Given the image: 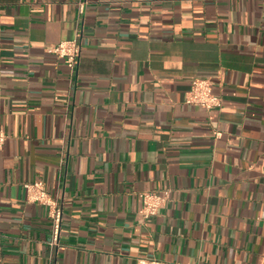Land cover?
Returning <instances> with one entry per match:
<instances>
[{
    "label": "crops",
    "instance_id": "obj_1",
    "mask_svg": "<svg viewBox=\"0 0 264 264\" xmlns=\"http://www.w3.org/2000/svg\"><path fill=\"white\" fill-rule=\"evenodd\" d=\"M0 129V264H264V0H0Z\"/></svg>",
    "mask_w": 264,
    "mask_h": 264
},
{
    "label": "built area",
    "instance_id": "obj_2",
    "mask_svg": "<svg viewBox=\"0 0 264 264\" xmlns=\"http://www.w3.org/2000/svg\"><path fill=\"white\" fill-rule=\"evenodd\" d=\"M81 7V6H80ZM78 36L74 40L61 41L55 45L47 47V51L55 54L57 57L63 59L67 68L74 72L79 61L80 56V42ZM184 101L189 104H196L207 111L219 108L222 104L221 97L212 91L211 81L209 79L195 78L192 80L189 90L187 91ZM216 135L219 133L215 132ZM6 135L0 129V149H2L5 142ZM23 187L26 192V199L30 202H36L48 208V214L51 219V234L49 245L52 249H57L59 245V235L61 230L62 208L58 200L50 195L42 180H34L24 182ZM141 207L140 214L142 217L149 218L158 213L168 197L169 190L161 191H144L140 193ZM138 264H171L167 261L158 259L156 257H138Z\"/></svg>",
    "mask_w": 264,
    "mask_h": 264
}]
</instances>
